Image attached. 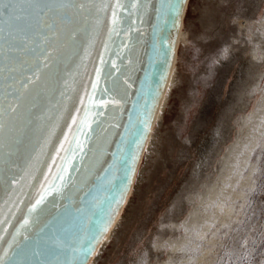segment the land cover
Instances as JSON below:
<instances>
[{"label": "water", "instance_id": "95a60500", "mask_svg": "<svg viewBox=\"0 0 264 264\" xmlns=\"http://www.w3.org/2000/svg\"><path fill=\"white\" fill-rule=\"evenodd\" d=\"M188 1L175 25V0L15 5L21 19L6 23L0 39V257L6 250L11 257L5 264H78L73 250L85 218L94 219L98 199H114L112 223L93 241L91 262L131 193Z\"/></svg>", "mask_w": 264, "mask_h": 264}, {"label": "rangeland", "instance_id": "374dc122", "mask_svg": "<svg viewBox=\"0 0 264 264\" xmlns=\"http://www.w3.org/2000/svg\"><path fill=\"white\" fill-rule=\"evenodd\" d=\"M263 39L264 0L188 1L175 69L180 84H172L161 111V156L147 150L123 218L95 264H264V136L252 150L254 171L246 174L248 183L237 187L238 196L224 201L230 205L228 215L222 219L212 214L210 227L201 231L198 227L181 251L172 250L170 242L185 232L184 222L193 209L188 202L193 195L188 193L197 197L206 186V182L185 179L182 206L176 208L173 202L180 196L174 191L176 181L195 167L190 166L194 156L189 143L200 118L204 116L208 125L228 127L226 142L219 144L220 153L204 171L203 179L210 176L207 179L213 182L220 169L218 159L240 132V115L256 110L263 99ZM248 58L260 61L263 75L254 91L248 85L250 95L242 100L236 98L239 68ZM215 114L219 119L214 121ZM184 149L190 156L182 164Z\"/></svg>", "mask_w": 264, "mask_h": 264}, {"label": "bare ground", "instance_id": "6f19581e", "mask_svg": "<svg viewBox=\"0 0 264 264\" xmlns=\"http://www.w3.org/2000/svg\"><path fill=\"white\" fill-rule=\"evenodd\" d=\"M184 21H185V16L183 19V23H182L178 43H177V51H176L171 75H170L164 96L162 98L161 104L159 106V110L157 112L156 119L153 124V128H152L150 138L147 143V147L144 152V155H146L147 150L151 148L157 153L158 155L157 158L161 156L160 150H161V147L163 145V140H164V133H162V129H161L163 128L162 126L164 125L163 123L164 121L162 118L161 111L167 100L169 89L172 90V84L173 83L180 84L176 78L175 69H176V63L178 59L179 43H180V40L183 34ZM262 41L264 43V39ZM251 52L253 54V51ZM245 63H248V64H245ZM241 65L242 66L239 68V70L242 72V74L238 80V83H239L238 85L240 87H239V90L236 91V98L238 97L239 99L245 100L244 99L245 96L248 93H250L251 90L254 91L257 88L263 74H262L261 63L257 59L248 58L247 60H244L241 63ZM248 85H252L251 90H246ZM230 103L233 106H235L233 104L234 102L233 103L230 102ZM236 103H243V102H240V101L238 102L236 99ZM217 119H219V116L215 114L213 120L215 121ZM239 119H240L239 120L240 129L238 131L240 132L237 134L236 139L233 142H231L230 145L226 147L227 149L225 150L223 155L218 159L220 169L218 168L219 171L216 172V174L218 173L217 178H215L213 182H209L208 179L211 178L210 176L209 177L207 176L208 179L207 177L206 179H203L204 171L209 165V163L211 162V160L213 159V157L216 155V152H218V154L220 153L218 146L219 144L226 142L228 127L227 125L225 126V124H223L220 127L218 126L215 127L213 124L208 125V123L205 121L204 116L200 118L199 128L195 130L194 139L191 140L189 143V149L191 151L190 154L192 157L194 156L193 158L194 160L192 161L190 166H193L195 164V167L192 169L191 167L188 168V170L184 173L183 178H181L180 180L178 179L176 181V186L174 188V191L178 190L179 195H180L179 197L176 198L177 200H174L173 202L175 203L176 208L180 210V207L182 206V205L179 206V204H181L180 202H183V199L181 198V193H182V188H183L182 182L185 179H187L188 177H191V178H194L196 182L197 181L200 183L206 182V186L203 191H200V194L197 197H195V193H188L189 197L193 195V198L192 197L188 198V202L192 204L193 209L191 211L190 218L184 222L185 224L184 234L179 239L178 238L170 239L172 250L181 251V249L185 247V244L192 238V236H194L195 234L194 231L197 230L198 227L200 231L202 229L209 228L211 225L210 218L212 214H213V218L219 215H222V219L225 218L230 212V205L227 203L224 204V201L227 199H232L235 196H238L237 187L239 188L240 186L243 187L246 183H248L249 176L247 177L246 174L251 173V170L253 169V164H251L252 159L250 158L252 150L254 146H256V144L258 143L257 142L258 138L260 136L261 137L264 136V96H263V99H261L258 102V107L256 110L249 113L248 115L241 114ZM182 154L183 155L180 159H181V163L183 164L185 162L184 160L188 159L190 155L187 149H184L182 151ZM143 157H142L139 169L137 171L131 193H133L134 188L137 186L139 170L141 169ZM157 158L153 159V161H156ZM194 161L195 163H193ZM218 169H216V171ZM131 193L125 205L121 209L115 225L113 226L112 230L109 232L107 237L104 239V241L100 245L99 249L97 250V252L95 253L93 259L91 260L89 264H95V262H97L96 260L100 256L99 254L101 253V251L103 250L104 246L109 241L113 233H115V230L118 224L121 222L123 218V213L126 209L125 208L126 205H128L127 203L129 202ZM174 225H176V223L173 224V228H174Z\"/></svg>", "mask_w": 264, "mask_h": 264}, {"label": "snow or ice", "instance_id": "6c2138e0", "mask_svg": "<svg viewBox=\"0 0 264 264\" xmlns=\"http://www.w3.org/2000/svg\"><path fill=\"white\" fill-rule=\"evenodd\" d=\"M35 2L39 3L41 0H35ZM18 3H20V0H0V39L3 38L4 25L6 23L10 25L12 22L21 19V16L18 13L22 10L15 7ZM182 3L183 0H175L174 5L170 8V11L175 14L172 16V23L174 25L178 22L177 18L180 11L179 6ZM80 7H84L83 3L80 4ZM9 35H11L10 32ZM0 71H2V69H0ZM35 78L39 79V76L37 75ZM32 82V78H29V83ZM93 87H95V85H93ZM12 110L15 111V108ZM141 123L146 124V121H141ZM133 135L135 136L136 134L134 133ZM130 143L136 144V139L131 140ZM121 161L122 163L127 164V160L123 156L121 157ZM129 171V169H126L125 175H127ZM128 182L130 183V180ZM109 183L111 184L112 182L109 181ZM124 191H126V186L121 189L120 194L122 195ZM40 202L41 201H37L38 204ZM114 202H116L114 199H109L107 197L102 200L98 199L91 213V216L94 217V219L85 218V227L82 229L81 239L77 247L73 250L77 254L78 264H88V259L94 251L93 241L98 239V237L110 227L113 219L112 204ZM9 247L11 248V245ZM5 257L11 259L7 250L5 251L4 256L0 257V264H5Z\"/></svg>", "mask_w": 264, "mask_h": 264}]
</instances>
